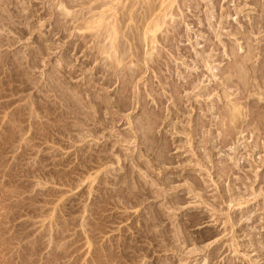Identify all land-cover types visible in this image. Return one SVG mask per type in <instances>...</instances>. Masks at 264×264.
Here are the masks:
<instances>
[{"label":"rangeland","instance_id":"1","mask_svg":"<svg viewBox=\"0 0 264 264\" xmlns=\"http://www.w3.org/2000/svg\"><path fill=\"white\" fill-rule=\"evenodd\" d=\"M145 1L0 0V264H264V0Z\"/></svg>","mask_w":264,"mask_h":264},{"label":"bare ground","instance_id":"2","mask_svg":"<svg viewBox=\"0 0 264 264\" xmlns=\"http://www.w3.org/2000/svg\"><path fill=\"white\" fill-rule=\"evenodd\" d=\"M147 1V0H146ZM145 1V2H146ZM151 3L153 1H156V0H149ZM175 0H159L158 1V4H153L152 7L149 8V10H147L149 13L148 15L146 16L145 15V18L147 19L148 17H150L153 13L155 12H159L161 13V15L156 19L154 20L151 24L148 23V25H146L145 29L143 30V34H142V38L141 39H144V41L146 40L147 43H153L154 42V35L156 33V31L161 27L162 23H163V18L167 15V9L170 8L172 6V4L174 3ZM185 1V0H184ZM255 1V0H254ZM148 2V1H147ZM157 2V1H156ZM177 2V1H176ZM175 2V3H176ZM263 3V2H262ZM102 4V3H101ZM179 4V3H178ZM155 5V6H154ZM181 6V5H180ZM252 6V5H251ZM256 6V5H255ZM177 7V6H176ZM258 7H260L258 5ZM184 8V7H183ZM194 8V7H193ZM179 9V8H178ZM259 9V8H258ZM167 11V12H166ZM164 12V13H163ZM169 16V15H168ZM229 16V15H228ZM261 16V17H260ZM170 17V16H169ZM263 17V18H262ZM173 18V17H172ZM149 19V18H148ZM166 19V18H165ZM169 19V18H168ZM175 19V18H174ZM99 20L101 21L102 20V17L99 18ZM152 21V20H151ZM196 21V20H195ZM169 22V20L167 21ZM256 22V24H254ZM146 23V24H147ZM166 23V22H165ZM222 23V22H221ZM253 25H255V27H249L250 31H255V30H261L263 29L264 30V16L262 15H259V17L256 18V21H254ZM168 25V24H166ZM204 26V25H203ZM235 27V26H234ZM247 28V27H246ZM248 29V30H249ZM169 30V29H168ZM247 31V29H245ZM262 30V31H263ZM164 31V30H163ZM178 31V30H177ZM245 31V32H246ZM249 31V32H250ZM115 30L112 29V34H110V36L112 37ZM248 32V33H249ZM252 33V32H251ZM241 34V33H240ZM217 35V34H216ZM237 35V34H236ZM218 36V35H217ZM247 37H249L248 35H246ZM244 34L241 36V39H242V42L245 43V48L249 51V54L247 55L246 58H240L239 55L237 56L236 54H234V52L232 51L231 47L232 45H230V52L228 54H230L229 58L232 62V64L230 66H227L226 69L221 73V81L222 83L224 84V86L226 87H230V86H235L237 87V89L239 90L238 91V98L237 99H240L242 98L243 94L245 93V91H247L250 87H258V86H262L264 87V82H260L262 79H264V53L261 54V50L262 48H257L259 50L258 54L260 55V58L254 62V64L256 63V66H251L250 63L252 62L253 60V57H252V52H251V49L250 46L252 44H248V40L251 41L252 39H248ZM157 37V36H156ZM251 38V37H250ZM156 39V38H155ZM202 39V38H201ZM230 40V39H229ZM229 40H228V44L229 43ZM108 41V39H107ZM106 41V42H107ZM231 41V40H230ZM97 42V41H96ZM114 42V41H113ZM227 42V41H226ZM252 42V41H251ZM250 42V43H251ZM227 44V43H226ZM233 44V43H231ZM243 44V43H242ZM257 44V43H256ZM113 45V44H112ZM115 45V44H114ZM113 45V46H114ZM117 45V44H116ZM122 45V44H121ZM97 46V45H96ZM99 46V45H98ZM107 46V45H106ZM120 46V44H119ZM218 47V46H217ZM254 47V46H253ZM258 47V46H257ZM98 48V47H97ZM233 48V47H232ZM101 52L103 53H106L107 52V48L106 47H101L100 48ZM187 50V49H186ZM208 56V55H207ZM211 56V55H210ZM207 60V59H206ZM182 63V62H181ZM199 65V63H198ZM253 65V64H252ZM184 66V65H183ZM209 67H210V64H209ZM207 69V67H206ZM210 69V68H209ZM208 69V70H209ZM139 71H142V68L139 69ZM192 71V70H191ZM204 71V70H203ZM210 71V70H209ZM116 72V71H115ZM123 72V71H122ZM135 75V74H134ZM130 77L133 76V73H131V75H129ZM161 76V75H160ZM192 76V75H191ZM196 76V75H195ZM186 77V76H185ZM202 77V76H201ZM251 77H254L256 80H258V82H256V84H251L249 83V79ZM110 79V78H109ZM129 79H127V82H128ZM168 80V79H167ZM187 80V79H185ZM214 81V80H213ZM252 81V79H251ZM187 83V82H186ZM207 83V82H206ZM127 83H124V85H126ZM128 85V84H127ZM218 86V85H217ZM127 87V86H126ZM217 89V88H216ZM223 90V89H222ZM230 92V91H229ZM222 94V93H221ZM224 94V93H223ZM209 95V94H208ZM225 95V94H224ZM222 96V95H221ZM230 96V95H229ZM228 95H225V98L229 97ZM229 99V98H228ZM227 99V101H228ZM230 100V99H229ZM230 102V101H229ZM231 104V103H230ZM239 104V103H238ZM232 106V111L236 109V102L231 104ZM239 107V106H238ZM237 107V108H238ZM227 112V111H226ZM231 112V111H229ZM236 112V111H234ZM225 113V112H224ZM231 115V114H230ZM229 115V116H230ZM223 121V120H222ZM146 123V125L151 128L152 127V124L154 123L153 121H150V120H147V122H144ZM230 126H231V129H235L236 127H240L241 125V120H237V121H233L232 118H230ZM146 126V127H147ZM217 126V125H216ZM198 132V131H197ZM235 133V132H234ZM226 139V138H225ZM228 141V139H227ZM200 145V144H199ZM237 146V145H236ZM166 148V147H164ZM155 159V158H154ZM168 160V159H167ZM209 161V160H208ZM231 201V200H230ZM264 258V257H263Z\"/></svg>","mask_w":264,"mask_h":264}]
</instances>
